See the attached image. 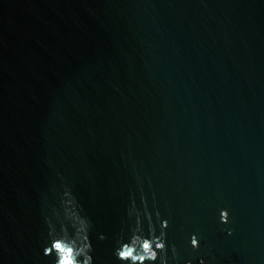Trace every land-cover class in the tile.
I'll return each mask as SVG.
<instances>
[{"label":"water","instance_id":"95a60500","mask_svg":"<svg viewBox=\"0 0 264 264\" xmlns=\"http://www.w3.org/2000/svg\"><path fill=\"white\" fill-rule=\"evenodd\" d=\"M0 264H264V0H0Z\"/></svg>","mask_w":264,"mask_h":264},{"label":"clouds","instance_id":"9594fccd","mask_svg":"<svg viewBox=\"0 0 264 264\" xmlns=\"http://www.w3.org/2000/svg\"><path fill=\"white\" fill-rule=\"evenodd\" d=\"M223 218H224L225 221H227V218H228V213H227V212H224V213H223ZM192 244H193L194 246H197L198 242H197V240H196L195 238H193V240H192ZM160 247H163V245H161Z\"/></svg>","mask_w":264,"mask_h":264}]
</instances>
